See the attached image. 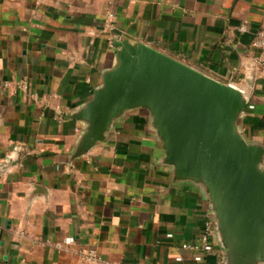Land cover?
<instances>
[{
    "label": "crops",
    "instance_id": "0c3cea01",
    "mask_svg": "<svg viewBox=\"0 0 264 264\" xmlns=\"http://www.w3.org/2000/svg\"><path fill=\"white\" fill-rule=\"evenodd\" d=\"M263 16L264 0H0V264H78L80 249L110 264H228L205 188L176 178L147 111L88 150L77 117L127 40L239 89L238 129L264 148ZM207 226L212 251L186 248Z\"/></svg>",
    "mask_w": 264,
    "mask_h": 264
},
{
    "label": "water",
    "instance_id": "95a60500",
    "mask_svg": "<svg viewBox=\"0 0 264 264\" xmlns=\"http://www.w3.org/2000/svg\"><path fill=\"white\" fill-rule=\"evenodd\" d=\"M116 65L80 111L81 146L105 139L124 114L147 111L178 180L205 188L228 264L264 263V148L238 129L243 93L144 44L119 40Z\"/></svg>",
    "mask_w": 264,
    "mask_h": 264
},
{
    "label": "built area",
    "instance_id": "2783aa9c",
    "mask_svg": "<svg viewBox=\"0 0 264 264\" xmlns=\"http://www.w3.org/2000/svg\"><path fill=\"white\" fill-rule=\"evenodd\" d=\"M112 19V15L107 14V21L109 22ZM253 46L259 50L260 56L256 59L257 63L260 65H264V16L262 19L260 31L257 35ZM18 89L28 90V84L26 82H22L18 85ZM211 230L210 227L207 226L206 231L202 234L200 238L199 246H191L187 245L186 248L195 249V250H204L205 252H210L213 249V244L211 241ZM66 245L73 244L72 238H68L65 240ZM59 248H62L63 244H58ZM78 256V264H110L105 261L98 255V253L93 249H80L76 251ZM181 261V259H178Z\"/></svg>",
    "mask_w": 264,
    "mask_h": 264
}]
</instances>
